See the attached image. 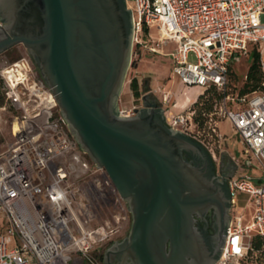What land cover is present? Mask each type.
<instances>
[{"label": "built area", "instance_id": "built-area-1", "mask_svg": "<svg viewBox=\"0 0 264 264\" xmlns=\"http://www.w3.org/2000/svg\"><path fill=\"white\" fill-rule=\"evenodd\" d=\"M131 47L166 52L182 82L223 93L212 114L227 117L244 153L261 173L228 180L229 225L215 264H264V91L230 93L229 67L256 45L264 85V0H131ZM127 3V0H126ZM1 24V20H0ZM155 40L145 45L144 37ZM0 78L11 111V139L0 150V264H106L94 248L124 229L126 201L105 169L75 140L50 87L30 57L0 60ZM161 99L169 95L161 91ZM119 116L138 109L117 106ZM166 124L195 138V110H167ZM208 124L221 139L218 121ZM213 157V151H209ZM237 163L238 161L231 156ZM98 166V167H96ZM244 193L239 206L237 194ZM98 205L114 209L113 221L95 223Z\"/></svg>", "mask_w": 264, "mask_h": 264}, {"label": "water", "instance_id": "water-1", "mask_svg": "<svg viewBox=\"0 0 264 264\" xmlns=\"http://www.w3.org/2000/svg\"><path fill=\"white\" fill-rule=\"evenodd\" d=\"M0 20V53L18 43L28 49L69 131L127 203L128 234L105 249L103 261L117 254L132 264H214L230 191L184 158V149L203 143L169 127L155 101L118 115L131 49L126 0H0ZM211 207L218 227L209 244L194 214Z\"/></svg>", "mask_w": 264, "mask_h": 264}, {"label": "rangeland", "instance_id": "rangeland-1", "mask_svg": "<svg viewBox=\"0 0 264 264\" xmlns=\"http://www.w3.org/2000/svg\"><path fill=\"white\" fill-rule=\"evenodd\" d=\"M127 5L129 7L132 6V1L127 0ZM144 40H146L144 42L145 45H151L152 41L155 40V34H153L152 37H144ZM166 51V47L160 52H153L146 46L132 45L116 107L122 106L129 108L136 106L140 108L143 106L142 95L147 93L148 97L163 109L164 118H166V113L164 112L167 110L173 113L180 111V107H173L175 100L182 99L185 94H193L195 87L198 88V86L188 85L181 81L178 75L172 70V59L169 55H166ZM248 54L249 52L242 54L239 61L233 63L231 67L229 73L230 93L235 94L238 92L245 82V74L251 62V55L249 54L248 56ZM23 55L27 56V51L22 43H18L0 53V60L3 57L8 60H14ZM133 77H136L138 82V97L134 96L130 87V81ZM161 90L168 93L169 102L163 103L159 100L158 95H160ZM213 101L214 98H210V102ZM6 104V99L2 98V83L0 81V150H2L11 139L10 120L12 111L8 107H6V109L1 108ZM191 105L192 104H190L189 107H191ZM215 108L216 111L219 110L220 104L216 105ZM212 117H220L218 121V130L222 138H217L212 131L208 133V124L203 125L197 123L192 126V134L195 135V138L201 141L208 151H213L216 159L220 156L225 159H230L231 156L234 157L238 161L237 170L234 173L235 176L241 175L244 172H249L253 175L260 174V168L244 153L243 144L240 141L239 135L234 131L230 120L216 113L212 114ZM237 198L239 200V206H243L245 195L240 192L237 194ZM113 213L114 209L112 207L100 206L97 204L95 208V223L112 222ZM130 223L131 214L128 209V220L124 229L114 234L110 240L97 245L93 250V254H97L98 256L103 255L105 249L111 246L113 241H118L126 237Z\"/></svg>", "mask_w": 264, "mask_h": 264}, {"label": "flooded vegetation", "instance_id": "flooded-vegetation-1", "mask_svg": "<svg viewBox=\"0 0 264 264\" xmlns=\"http://www.w3.org/2000/svg\"><path fill=\"white\" fill-rule=\"evenodd\" d=\"M25 49L35 69L40 74L39 67L34 61L33 56L29 53L26 47ZM202 147L203 149L201 148L199 151L184 149L183 150L184 158L191 161L193 164L205 167V169L209 174H213L219 177L220 181L222 182L224 181L228 187V180L231 176L234 175L235 171L237 170V163L231 157H230L231 160L225 159L222 156L216 159L211 155V153L203 144ZM227 215L229 218V208L227 209ZM194 218H195V226H197V228L203 233L209 244L214 243V238L216 236L217 227H218V220L215 209L211 207L201 213H195ZM122 240L123 239H120L118 241H113L112 244L118 246L122 242ZM108 264H132V263L129 258H124L122 255L116 254L109 258Z\"/></svg>", "mask_w": 264, "mask_h": 264}, {"label": "trees", "instance_id": "trees-1", "mask_svg": "<svg viewBox=\"0 0 264 264\" xmlns=\"http://www.w3.org/2000/svg\"><path fill=\"white\" fill-rule=\"evenodd\" d=\"M252 46V47H251ZM251 47V49H250ZM249 54L251 55V62L248 65L246 74H245V82L243 86L238 90L239 94H245L252 92L253 90H260L264 91V85H262V71L260 67V56L259 52L256 48V45H250L248 49ZM248 54V56H249ZM229 67V73L231 71V67ZM41 76V75H40ZM42 78V76H41ZM43 79V78H42ZM2 83V79L0 78ZM130 87L133 91L135 97L139 96L138 91V82L136 77H133L130 81ZM223 93L216 89V87L211 86L201 92L197 99L192 103L191 108L195 110L194 120L197 124H208L209 115L216 111V105L221 104L222 102ZM2 98L5 99L4 92H3V84H2ZM210 98H214L213 102H210ZM213 118V117H212ZM220 120V117H214L213 120ZM208 133H210L211 127L208 124ZM214 134V132H212ZM253 246L255 249L264 248V239L260 236L253 237ZM259 257L264 256V253H259ZM100 258L103 259V255H100Z\"/></svg>", "mask_w": 264, "mask_h": 264}, {"label": "crops", "instance_id": "crops-1", "mask_svg": "<svg viewBox=\"0 0 264 264\" xmlns=\"http://www.w3.org/2000/svg\"><path fill=\"white\" fill-rule=\"evenodd\" d=\"M166 48H167V51L166 52H168L169 50H171V48H172V44H170V43H168L166 46H165ZM164 47V48H165ZM167 55V54H166ZM161 91H163V90H161ZM202 92V88H196L195 87V90H194V92H193V94H185L184 95V97L182 98V99H177V100H175V102H174V104H173V107H175V108H177V107H180L181 109H180V111H182L183 109H185V107L186 108H188L189 106H190V104H192L196 99H197V97H198V95L200 94ZM158 98H159V100L160 101H162V99H161V93H160V95H158ZM142 101H143V105L146 103V102H149V101H152L149 97H148V95H147V93H144L143 95H142ZM163 102V101H162ZM168 102H169V100H168ZM164 103V102H163ZM170 111V110H169ZM180 111H178V112H180ZM167 112L168 111H166V112H164V113H166L167 114ZM170 112H172V111H170ZM178 112H175V113H178ZM173 113V112H172ZM244 194V193H243ZM245 195V194H244ZM241 207H243V206H241Z\"/></svg>", "mask_w": 264, "mask_h": 264}]
</instances>
